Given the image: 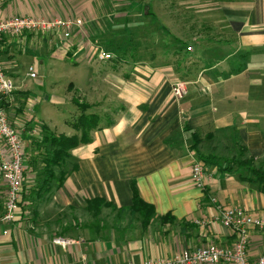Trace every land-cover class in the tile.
<instances>
[{"label":"crops","instance_id":"crops-1","mask_svg":"<svg viewBox=\"0 0 264 264\" xmlns=\"http://www.w3.org/2000/svg\"><path fill=\"white\" fill-rule=\"evenodd\" d=\"M115 1L121 2L4 0L2 14L4 18L79 19L81 28H74L72 43L63 48L69 58H82V64L87 63L94 70L85 92L87 101L79 99V102L90 106L87 113L111 120L92 133L90 143L71 151L62 187L55 190L52 198L50 193H44L45 199H40L38 207L46 210V204L53 199L61 209L75 212L85 210V200L101 199L116 209L129 208L132 203L129 183L133 181L140 198L153 206L155 218L137 239L127 243L100 242L93 237L78 241L59 236L76 242L62 248L53 243L58 237L50 239L51 235L43 232L32 237V226L26 224L24 212L18 208L9 234L0 236V264H143L147 258L173 259L182 249L192 250L207 243L227 248L235 243L236 234L218 222L220 209L241 208L264 216V195L233 173L205 165L203 189L196 188L192 181V164L204 166L196 155L214 156L223 166V162L237 157L241 148L244 157L263 161L264 0H218L224 27L211 36L185 39L195 44L189 43L182 51L162 57L163 62L157 65L154 62L159 56L155 54L150 56L151 63L139 62L132 70L117 72L96 58L91 44L95 45L97 40H89L93 35L104 36L119 27L117 21L110 20L109 8H113ZM30 35L26 39L18 36L0 39V45L4 42L8 49L7 56L2 58L5 76L14 87L6 111L12 126L22 132L27 125L33 126V117L30 104L25 101L27 92L19 83L20 73L28 64L29 55L38 51L24 53L17 45L29 42V49L47 51L53 43L51 50L63 54L59 50L61 42L44 38L39 44V35ZM85 39L92 48H87L90 52L81 45ZM14 47L17 51H13ZM188 47L193 52H188ZM126 71L130 73L128 79L124 77ZM176 82L186 86V94L180 100L171 92ZM75 87L73 82L67 84L68 91ZM110 91L116 93L113 107ZM73 99L71 104L79 115ZM22 107L20 113L18 109ZM110 110L112 117H106ZM193 133L197 134L198 143L192 138ZM34 135L30 138L37 134ZM193 144L197 146L191 150ZM33 179L34 176L29 178V183ZM6 189L0 178V217ZM42 213L43 210L38 213L37 222ZM164 216H170L173 223H161L159 218ZM153 233L157 236L155 240ZM248 234V260L254 263L264 251V237L254 229H249Z\"/></svg>","mask_w":264,"mask_h":264},{"label":"rangeland","instance_id":"rangeland-1","mask_svg":"<svg viewBox=\"0 0 264 264\" xmlns=\"http://www.w3.org/2000/svg\"><path fill=\"white\" fill-rule=\"evenodd\" d=\"M123 1L121 0L120 3L118 1L113 2V8H109L111 15L110 20L117 21L119 27L116 26L117 28L111 29L104 36L98 37L97 35H93V37H91L92 39H89L90 42L97 40L95 45L91 44L93 49L88 45L86 39L84 40L85 42H81V45L85 49L90 47L93 53L94 50L97 47L100 48V46H102L105 52L107 51L106 53L109 52L112 56L124 53V65L119 67L120 70H127L132 67V65L139 66V62L140 65H142L141 63H151L150 56L155 54L159 56V59L155 60L152 58V60H155L154 64L157 65L159 62H163V59L170 56L172 53L182 51L187 44H195L194 41L189 42V40L185 39H189V37L193 38L194 35L203 36L209 34L211 36L218 28L224 27L223 19H221L218 10V0ZM114 4L118 6H114ZM79 9L81 10L82 8ZM87 11L88 10H84L85 13H87ZM115 13H119V16H115L117 15ZM59 19L65 20L66 18ZM72 19L77 20V18ZM74 28L75 26L71 27L69 37H64L63 31L30 33L39 35V44L45 41L44 38L52 39L53 42H61L62 48H59V50L63 53L61 54L62 56L51 50L53 43L48 46L51 51H46L42 48L29 49V42H26L24 46L15 44L19 46L24 53L33 54L38 51L37 54L29 55V57H31L28 58V64L21 68V76L19 79V83H21L24 92H27L25 101H27V105L30 104L29 111L32 114H29L33 117L32 125L35 129L33 133L38 135H34L35 137L33 138L29 137L34 142L31 149H33L34 146L36 149L32 151L33 156L31 157L26 153L27 156L25 158L27 160H25V165L26 161H29L28 157H30V159L35 158L36 162L34 165L36 164V169L28 173L29 170L26 165V172L23 176V186L24 191L26 190L28 193L26 199L23 197L24 201L22 199L20 208L21 211L24 212V219H26L23 220L26 221L28 226L31 225L33 227H31L33 233L31 235L32 237L41 235L43 232L46 235H51L50 239L54 237L59 238V236H68L80 241L84 238L93 237L95 241L100 242L109 240L127 243L128 241L137 239L141 231L140 220L137 216L129 213L116 214V212H112L109 208H102L100 214L97 216H92L83 209L69 212L68 210L56 206V202L53 199H50L52 201L49 200L48 204H46V210H44L42 207L39 208L37 204L41 202L40 199L43 201L45 196L42 194L39 195L38 192L36 193L37 186L34 185L35 182L29 183V178L34 176H30V174L33 173L39 176L40 173L38 169L41 161L39 156L40 150L37 149L36 145L38 144L37 142L40 141V125H47L54 133L56 132V134H63L66 136L72 135L74 132L68 126V123L73 122L77 118L78 113L70 100L72 98H79L83 102L87 101L85 92H87L89 88V75L93 74L94 70L91 69L87 63L82 64L84 62L82 58H69L64 52L66 46L69 47L70 42L72 43L71 38L74 35ZM30 34H22L23 36H18L17 38L26 39L27 36H32ZM209 35L207 37H210ZM63 48L65 49L63 50ZM13 51H17L16 47L13 48ZM90 51L91 50H89V52ZM188 52H193V48L192 51ZM134 59L136 62L133 64ZM92 63L94 64L93 61ZM29 68L33 69L35 78H30L28 76ZM41 69H43L42 75L40 74ZM69 82H73L76 85L74 90L70 89L68 91L67 84ZM13 83L15 85V82ZM16 100L19 101V99ZM21 100H23V98ZM21 100L19 102H21ZM115 100L116 93L110 91L109 101L112 107L115 105L113 104ZM17 106H20V104ZM18 110H21L20 113L23 112V107ZM105 115L106 117H112V110L106 112ZM14 130L17 131L19 135L21 132V138L24 140V132L18 131L16 128H14ZM54 192L55 190L50 192L51 198ZM41 210H43L42 217L40 221L37 222L38 213ZM153 238L154 240L157 239L154 233Z\"/></svg>","mask_w":264,"mask_h":264},{"label":"built area","instance_id":"built-area-1","mask_svg":"<svg viewBox=\"0 0 264 264\" xmlns=\"http://www.w3.org/2000/svg\"><path fill=\"white\" fill-rule=\"evenodd\" d=\"M0 0V36H21L31 32L63 31L64 37H69L71 27L81 28L82 22L77 19H45L35 17L4 18ZM187 51H191L188 47ZM99 61L111 58L102 46L94 50ZM30 78H35L33 69L29 68ZM14 87L5 76L0 63V94L10 97ZM185 84L176 82L172 87V95L180 100L185 94ZM25 172L23 146L19 134L8 124L5 112L0 109V178L6 185L3 214L0 217V236L9 234V225L14 223L19 201L21 199L23 174ZM206 170L199 163L192 164V181L196 188L203 189ZM219 224L236 234V241L231 247H220L207 244L195 249H182L173 259L163 257L147 258L143 264H264V251L254 263L248 260L249 229L258 231L264 237V216L251 214L241 208H224L219 210ZM203 226V222H198ZM53 243L62 248L76 244L73 240L54 239Z\"/></svg>","mask_w":264,"mask_h":264},{"label":"trees","instance_id":"trees-1","mask_svg":"<svg viewBox=\"0 0 264 264\" xmlns=\"http://www.w3.org/2000/svg\"><path fill=\"white\" fill-rule=\"evenodd\" d=\"M7 36L15 37L14 35ZM2 37L4 38L6 36H0V39H3ZM7 54L8 49L6 48V45L3 42V44L0 45V63L3 66V71L4 62L2 61V58L3 56L6 57ZM67 55L70 56L69 53H67ZM123 59L124 53H121L113 56L111 55V58L105 62L108 64L110 69H112L114 72H117L120 69L119 67L124 65ZM134 62H136L135 59L133 61V64ZM132 68L133 65L127 70H132ZM124 77L128 79L130 77V73L126 71L124 73ZM8 98L9 97H5L0 94V109L4 110L8 120V124L11 128H13L8 118V112L6 111L9 108ZM72 101L79 111V115L77 116V118L73 122L69 123V126L75 131L73 135L66 136L63 134H56L52 132L49 128H47V126L45 125H40L39 127L40 141L37 142L38 144L36 145L37 149L40 150L39 156L41 158V161L40 166H38L40 173L39 176L34 174L33 179V181L35 180L34 185L37 186L36 193L38 192L39 194L43 195L46 192H52V190H59L62 187L69 171L67 162L70 158L71 151L79 146L90 143L92 141V133L94 131L101 130L102 125H107L111 121L107 118H101L97 114L87 113L86 110L90 106L84 103H80L79 98H74ZM34 130V126L31 127L27 125L24 128V134L26 138H24L25 141L23 140V138H21V132L19 135L23 146L24 166L26 168L27 165V168L29 170L28 173H31V171H34L36 169V164L34 165L36 159H30V157L33 156L32 151L36 149L35 146L33 149H31L34 145V142L29 138ZM192 138L196 141V143H198L199 139L196 133L192 134ZM196 146L197 144H193L190 149L194 150ZM239 151L240 152L239 154H237V157H233L232 159L223 162V166L220 165L218 159L214 156L200 158L198 155H196V157L198 161L203 163V167H205V165H213L216 166L218 168L217 170L220 172L233 173L241 180L253 184L256 187V190L264 195V158L263 161L257 162L253 157H249L246 155L244 157L243 150L241 151V148L239 149ZM26 153L30 157H28L29 161H26L25 165V160H27L25 158L27 156ZM129 185L132 193V203L129 208L116 209L106 201H103L101 199H93L85 200V211L91 214L92 216L99 215L102 208H109L112 212H116V214L129 213L131 215L137 216L140 220L141 230H146L151 221L155 218L154 208L153 206L145 203L140 198L135 183L133 181H130ZM27 193L28 192H26V190L24 191V186L22 184L21 199L18 204L19 209H21L20 205L22 204V199L23 197L24 199H26ZM159 220L161 223H165L166 221H170L171 223H173L174 221L170 216L160 217Z\"/></svg>","mask_w":264,"mask_h":264},{"label":"water","instance_id":"water-1","mask_svg":"<svg viewBox=\"0 0 264 264\" xmlns=\"http://www.w3.org/2000/svg\"><path fill=\"white\" fill-rule=\"evenodd\" d=\"M42 72L40 71V74H41Z\"/></svg>","mask_w":264,"mask_h":264}]
</instances>
